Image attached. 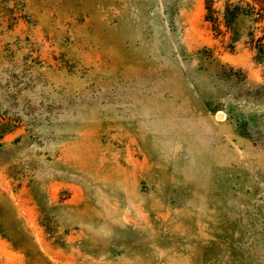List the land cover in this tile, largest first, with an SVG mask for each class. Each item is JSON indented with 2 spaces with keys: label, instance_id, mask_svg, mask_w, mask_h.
<instances>
[{
  "label": "rangeland",
  "instance_id": "rangeland-1",
  "mask_svg": "<svg viewBox=\"0 0 264 264\" xmlns=\"http://www.w3.org/2000/svg\"><path fill=\"white\" fill-rule=\"evenodd\" d=\"M206 1L0 0V264H264V63Z\"/></svg>",
  "mask_w": 264,
  "mask_h": 264
},
{
  "label": "trees",
  "instance_id": "trees-1",
  "mask_svg": "<svg viewBox=\"0 0 264 264\" xmlns=\"http://www.w3.org/2000/svg\"><path fill=\"white\" fill-rule=\"evenodd\" d=\"M210 3L206 1L205 20L212 30L218 35L229 34L232 43L244 38L254 60L264 63V0H225L219 12L213 11Z\"/></svg>",
  "mask_w": 264,
  "mask_h": 264
},
{
  "label": "bare ground",
  "instance_id": "bare-ground-1",
  "mask_svg": "<svg viewBox=\"0 0 264 264\" xmlns=\"http://www.w3.org/2000/svg\"><path fill=\"white\" fill-rule=\"evenodd\" d=\"M218 117L221 118V119L223 118V116H219V115H218Z\"/></svg>",
  "mask_w": 264,
  "mask_h": 264
}]
</instances>
